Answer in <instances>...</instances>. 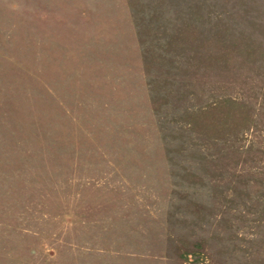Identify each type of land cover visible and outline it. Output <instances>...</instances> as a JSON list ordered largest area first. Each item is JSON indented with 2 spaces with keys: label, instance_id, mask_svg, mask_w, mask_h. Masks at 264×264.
I'll use <instances>...</instances> for the list:
<instances>
[{
  "label": "rangeland",
  "instance_id": "1",
  "mask_svg": "<svg viewBox=\"0 0 264 264\" xmlns=\"http://www.w3.org/2000/svg\"><path fill=\"white\" fill-rule=\"evenodd\" d=\"M0 264H264V0H0Z\"/></svg>",
  "mask_w": 264,
  "mask_h": 264
}]
</instances>
